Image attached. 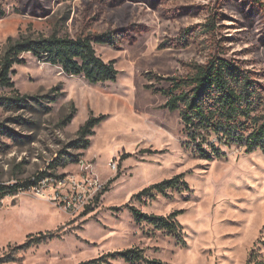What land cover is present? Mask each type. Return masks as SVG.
<instances>
[{
	"label": "rangeland",
	"instance_id": "obj_1",
	"mask_svg": "<svg viewBox=\"0 0 264 264\" xmlns=\"http://www.w3.org/2000/svg\"><path fill=\"white\" fill-rule=\"evenodd\" d=\"M148 1L0 0V56L9 38L110 33L115 44L94 50L118 72L113 82L93 85L28 53L13 65V87L0 89V98L17 92L25 101H0V186L46 179L41 196L35 188L0 196V264L264 261V155L209 136L204 150L213 145L223 156L203 159L201 140L190 142L180 111H169L167 96L155 93L167 90L160 78L186 77L188 64L214 58L264 82V14L243 0ZM213 17L211 37L203 26ZM100 116L88 146L75 144L80 127ZM175 177L178 187L135 198ZM130 207L175 214L179 229L137 223ZM130 249L141 252L140 262L99 260Z\"/></svg>",
	"mask_w": 264,
	"mask_h": 264
},
{
	"label": "trees",
	"instance_id": "obj_2",
	"mask_svg": "<svg viewBox=\"0 0 264 264\" xmlns=\"http://www.w3.org/2000/svg\"><path fill=\"white\" fill-rule=\"evenodd\" d=\"M64 1V0H63ZM148 1V0H147ZM158 0H149L154 3ZM251 9H258L264 14V5L260 0H243ZM242 11V9H241ZM5 12L0 5V18ZM207 28L206 35L214 37L216 32L215 21ZM115 39L110 33L95 34L80 32L74 38L52 34L49 37L39 38L19 37L9 38L4 51L0 56V89L13 87L10 72L15 64L23 62L22 54H31L39 61L57 66L62 72L71 76H82L90 84L113 82L118 74L115 62H104L97 57L94 45H113ZM217 47L221 48L222 45ZM186 77L160 78L167 84V90H157L155 93H164L167 96L166 108L171 111H180V118L184 131L191 143H197V152L206 160L223 156L219 148L210 147L206 152L203 145L208 143L207 137H214L224 145L243 148L246 154L261 152L264 155V82L258 74L246 69L237 62L214 58L205 65L188 64ZM6 101L7 107H18L23 104L25 97L16 95L10 98H0ZM104 117H90L77 132L75 144L88 146V137L93 129L103 121ZM44 177H38L34 182L10 187L0 186V196L17 195L20 190L28 189ZM179 179L163 181L139 192L135 198L151 196V192L163 194L166 189L179 186ZM186 185L182 183L181 187ZM130 212L137 223L147 222L158 230L169 234L178 231L179 225L175 221V214L168 217H157L142 214L139 210L130 207ZM121 259L126 263H137L142 260L141 252L135 249L115 252L102 256ZM95 260L86 264H96ZM150 264H160L150 262ZM247 264H264V261L250 255Z\"/></svg>",
	"mask_w": 264,
	"mask_h": 264
},
{
	"label": "built area",
	"instance_id": "obj_3",
	"mask_svg": "<svg viewBox=\"0 0 264 264\" xmlns=\"http://www.w3.org/2000/svg\"><path fill=\"white\" fill-rule=\"evenodd\" d=\"M45 179H46V177H44V178H42V179H40L38 182H36L35 184H33L32 186H30L28 189H23V190H20L18 193H21V192H27L28 190H31V189H34V192L36 193V195L37 196H41V190L39 189V187L43 184V183H45ZM73 202H74V206L76 205V204H78V202L76 201V199H73L72 200ZM65 202V201H64ZM71 207V204L70 203H68V207H67V209L68 208H70Z\"/></svg>",
	"mask_w": 264,
	"mask_h": 264
}]
</instances>
